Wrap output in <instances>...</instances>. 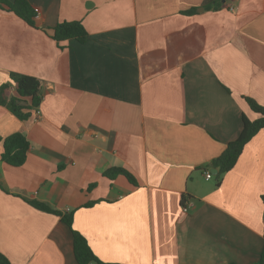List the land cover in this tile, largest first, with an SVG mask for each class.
I'll return each mask as SVG.
<instances>
[{
    "label": "crops",
    "instance_id": "crops-1",
    "mask_svg": "<svg viewBox=\"0 0 264 264\" xmlns=\"http://www.w3.org/2000/svg\"><path fill=\"white\" fill-rule=\"evenodd\" d=\"M30 2L37 27L0 7V86L12 71L34 75L43 95L25 120L0 104V138L30 142L21 166L0 156V250L12 264H79L61 216L28 200L73 211L105 262L257 263L264 128L220 184L210 162L244 115L260 116L246 97L264 106V0ZM64 20H81L86 42L43 30ZM115 166L136 183L103 174Z\"/></svg>",
    "mask_w": 264,
    "mask_h": 264
},
{
    "label": "trees",
    "instance_id": "trees-1",
    "mask_svg": "<svg viewBox=\"0 0 264 264\" xmlns=\"http://www.w3.org/2000/svg\"><path fill=\"white\" fill-rule=\"evenodd\" d=\"M221 2L215 3L214 7L219 8ZM0 7L14 12L20 18L25 20L33 27H37L36 16L37 10L31 4L30 0H0ZM197 7H193L182 11L183 14H195ZM43 30L51 36L58 44L65 40L76 39L81 43L86 42L88 32L81 20H64L53 28H43ZM11 82L16 86L17 94L7 97L6 90L10 87L11 82L3 83L0 86V104L7 106L20 119H28L32 115L31 109H38L42 103L43 95L41 93V81L34 75L11 72ZM250 107L260 114L256 119H249L246 115L243 117V129L240 135L227 144L226 149L216 158L212 159L210 165L218 169L216 175L217 183L220 184L223 175L231 170L237 163L246 144L264 128V106L252 97H246ZM3 151L1 159L13 166H21L26 162L30 142L22 132H15L5 138H0ZM105 176L113 179L122 174L126 176L132 183H136L134 176L125 168L112 167L103 173ZM264 202V195L262 196ZM34 207L57 214L61 216L73 235V247L76 261L79 264H113L101 260L90 246L87 238L79 230L73 226L74 212L62 213L52 208L47 203L38 200H28ZM264 235V230H263ZM0 264H12L10 259L0 250ZM236 264V263H230ZM255 264H264V244L260 254L259 261Z\"/></svg>",
    "mask_w": 264,
    "mask_h": 264
},
{
    "label": "built area",
    "instance_id": "built-area-1",
    "mask_svg": "<svg viewBox=\"0 0 264 264\" xmlns=\"http://www.w3.org/2000/svg\"><path fill=\"white\" fill-rule=\"evenodd\" d=\"M36 10L38 12V9H36ZM205 176H206V178H211L213 176V174H212V172L210 170H207L205 172ZM184 210H187V207L186 206L184 207Z\"/></svg>",
    "mask_w": 264,
    "mask_h": 264
},
{
    "label": "water",
    "instance_id": "water-1",
    "mask_svg": "<svg viewBox=\"0 0 264 264\" xmlns=\"http://www.w3.org/2000/svg\"><path fill=\"white\" fill-rule=\"evenodd\" d=\"M213 173H214V174H217V173H218V169H217V168H214V169H213Z\"/></svg>",
    "mask_w": 264,
    "mask_h": 264
}]
</instances>
